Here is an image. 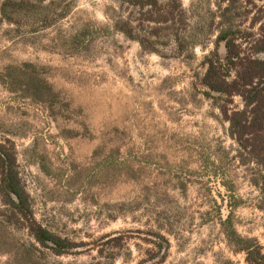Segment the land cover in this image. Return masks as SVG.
Segmentation results:
<instances>
[{"label": "rangeland", "instance_id": "obj_1", "mask_svg": "<svg viewBox=\"0 0 264 264\" xmlns=\"http://www.w3.org/2000/svg\"><path fill=\"white\" fill-rule=\"evenodd\" d=\"M182 1L192 22L216 11L212 0ZM3 2L0 141L15 144L38 223L78 254L36 252L0 200V264H247L228 220L264 249L251 168L222 102L196 84L214 45L191 59L147 54L109 29L115 0H79L54 27L22 35ZM75 33L83 40L67 43ZM242 108L236 97L231 109Z\"/></svg>", "mask_w": 264, "mask_h": 264}, {"label": "trees", "instance_id": "obj_2", "mask_svg": "<svg viewBox=\"0 0 264 264\" xmlns=\"http://www.w3.org/2000/svg\"><path fill=\"white\" fill-rule=\"evenodd\" d=\"M212 1L216 11H208L192 22L193 16L182 0H115L109 8V29L138 43L145 53L161 58L170 51L179 58L191 59L197 57L198 48L207 51L214 45L203 59L205 71L196 76V84L205 97L222 102L220 111L239 147L242 165L251 168V182L260 192L258 209L264 212V0ZM78 2L4 0L1 15L15 27L14 32L36 34L70 17ZM83 37L82 33L70 34L67 43L75 45ZM236 97L243 101L241 110L231 109ZM0 200L9 212L7 222H15L29 232L36 252L57 259L78 254L74 243L38 223L19 171L15 144L10 140L0 141ZM223 226L235 251L246 254L247 264H264V249L257 241L242 237L229 220ZM102 253L99 251V255ZM85 264L114 263L93 259Z\"/></svg>", "mask_w": 264, "mask_h": 264}]
</instances>
